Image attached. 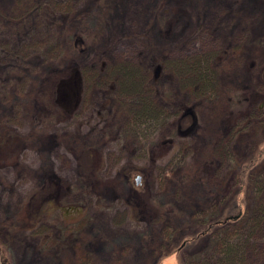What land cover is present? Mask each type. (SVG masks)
Masks as SVG:
<instances>
[{"label": "rangeland", "instance_id": "rangeland-1", "mask_svg": "<svg viewBox=\"0 0 264 264\" xmlns=\"http://www.w3.org/2000/svg\"><path fill=\"white\" fill-rule=\"evenodd\" d=\"M19 1L0 0V135L4 126L13 135H31L32 142L0 150V220L38 183L40 176L27 169L48 163L57 176L75 185L76 160L69 150L75 137L97 143L104 181H113L119 171L127 169L129 185L140 192L150 188L160 202L180 209L199 224L212 216L248 212L259 195L258 185L238 182V178L223 190V179L231 158L244 147V137L237 130L244 126L246 134H252V120L260 121L264 113L258 108L264 100V0H125L108 15L100 41L76 59L86 78L79 109L73 116L43 122L32 118L29 105L18 96L15 99L13 92L21 86L28 89L37 72L51 63L63 62L61 48L49 42L61 43L70 22L88 4L87 0H66L23 9ZM42 39L48 43L41 48ZM49 58L50 64L45 63ZM200 60H208L214 70L216 89L195 99L178 85L169 65ZM143 76L156 105L162 103L171 112L186 103L195 105V122L192 117L180 122L183 133L177 140L184 147L177 141L172 147L150 150L153 142L175 136L170 131L174 113L165 114L160 125L150 129L127 124L124 109L136 96L134 92L123 96L121 91L140 89ZM117 79H121L120 90L114 85ZM194 80H184L183 85L197 92L200 86L194 88ZM169 92L170 98L165 96ZM261 148H249V152L261 153ZM256 163H261L263 173L264 151ZM127 189L119 186L118 191L109 190L96 198L74 188L71 205L51 208L37 227L16 232L6 252L0 249V261L193 264L211 254L220 234L216 229L189 242L200 228L186 230L184 235L174 233L171 222L136 218L126 208ZM139 233H150V240L139 242ZM95 237L102 240L94 243ZM246 239L245 264H264V215ZM175 248L176 253L172 252Z\"/></svg>", "mask_w": 264, "mask_h": 264}, {"label": "trees", "instance_id": "trees-1", "mask_svg": "<svg viewBox=\"0 0 264 264\" xmlns=\"http://www.w3.org/2000/svg\"><path fill=\"white\" fill-rule=\"evenodd\" d=\"M65 2L66 0H49L48 2L42 0H22L17 2V4L23 9H28L35 7L36 4H63ZM124 2L125 0H87L86 4L88 6L82 14L70 22L72 24H69L64 40L58 44L56 42H49L54 47L61 48L62 53H64L63 62L57 63L55 61L50 64L52 60L49 58L45 63L49 62L50 65L37 72L38 75L32 80L28 89H24L21 86L13 92L15 99L18 96L29 105L28 109L31 112L32 118L43 122L54 117L73 116L76 113L82 103L86 79L76 59L85 55L100 41L108 25V15L114 12L119 4H123ZM42 40L39 42L41 48L48 43L47 39ZM169 67L175 75L178 85L190 97L196 99L197 97H207V95L214 94L216 89L215 72L210 68L208 60L190 63H172ZM136 71L139 72L138 70ZM192 77L195 78L193 87L200 86L197 92H192L189 87H184L183 85L184 80L188 81ZM120 80L117 79L114 82L115 86L117 84L118 89ZM20 84L22 85L23 83ZM151 90V87L146 84L145 77L143 76L141 78L140 89L133 87L129 91H121L123 96H129L132 92L136 96L131 105H127L124 109L125 114L123 117H127V124L135 128L143 126L150 129L155 124L161 123L160 121L165 119V114L174 113V122L170 131L175 136L168 138L167 141L162 143L153 142L152 145L150 144V150L154 153V150L158 146L172 147L177 141V143H180L184 147V142L177 140L183 133L180 129V122L184 117L194 118L197 115L194 108L195 105L186 103L174 107L173 112H171L162 103L160 106L156 105L157 100L152 98ZM165 96L170 98V92L165 94ZM258 108L264 112V100H262ZM246 118L250 121L251 116H247ZM260 118V121L252 120L254 130L252 134L247 135L248 130L246 131L244 126L237 130L236 134L241 132L244 137L242 141L244 147L238 150L235 158H231L227 173L223 179L225 186L223 190H227L231 185H235L238 178V182L241 180L243 183L247 180L252 185H258L256 192L259 194V197L257 196L255 203L249 206L247 213L242 210L239 216H212L209 222L199 224L196 221L190 220L180 209L175 208L171 204L160 202L150 192V188L146 187V189L140 192L129 185L130 171L127 169L119 171L113 181H104L100 177L102 158L96 145L97 143H87L84 139L75 137L70 140L72 144L69 147V150L74 155L77 166L75 185H71L57 176L48 163L35 170L27 169L29 174L39 175L40 179L38 183L19 198L14 208L7 210L2 216L0 220V249L6 252L7 246L12 241L13 235L16 232L31 231L37 227L40 219L48 213L49 209H63L71 205L68 201L74 188L80 190V192L93 195L96 198H101L102 193L109 190L115 192L118 191L119 186L120 188L124 186L128 188L125 194L126 208L136 218L141 220L158 219L164 222H171L174 233L183 234L186 230L200 228L197 234L187 240L189 242L194 241L197 238L196 236L208 234L213 229H216V233H220L213 241V245L210 248L211 254L208 257L197 260V262L195 261V264H245V249L248 247L246 235L249 231L253 232V228L257 226L258 221L264 215V172L259 171L262 167L261 163H256L264 151V144L263 146L261 145V142H264V113ZM3 128L6 129L0 135V150L3 148L4 150L12 149L14 143L32 142L30 141L31 135L22 137L20 134H14L17 137L14 140V135L10 132V129L2 126ZM244 135H247V138ZM257 145L260 148L262 147L261 153L257 152L255 154L249 152V148L254 150L259 147H256ZM229 226L231 227L229 228ZM149 237L150 233H139L136 239L139 242H144L143 240L149 241ZM101 240L102 237H95L94 243H98ZM123 240L128 241L129 238L124 237ZM212 248L213 250L211 251ZM177 249L175 248L172 252L176 253ZM209 259H212V261H209ZM0 263L3 264L1 261Z\"/></svg>", "mask_w": 264, "mask_h": 264}, {"label": "water", "instance_id": "water-1", "mask_svg": "<svg viewBox=\"0 0 264 264\" xmlns=\"http://www.w3.org/2000/svg\"><path fill=\"white\" fill-rule=\"evenodd\" d=\"M136 181L138 182L139 181V178H137Z\"/></svg>", "mask_w": 264, "mask_h": 264}]
</instances>
